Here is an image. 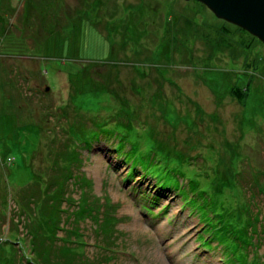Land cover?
I'll use <instances>...</instances> for the list:
<instances>
[{
    "label": "rangeland",
    "instance_id": "374dc122",
    "mask_svg": "<svg viewBox=\"0 0 264 264\" xmlns=\"http://www.w3.org/2000/svg\"><path fill=\"white\" fill-rule=\"evenodd\" d=\"M175 169L247 205L263 254L262 40L199 0H0V264H226ZM63 182L56 249L35 262L21 210Z\"/></svg>",
    "mask_w": 264,
    "mask_h": 264
},
{
    "label": "trees",
    "instance_id": "16d2710c",
    "mask_svg": "<svg viewBox=\"0 0 264 264\" xmlns=\"http://www.w3.org/2000/svg\"><path fill=\"white\" fill-rule=\"evenodd\" d=\"M230 91L238 97H240V95L244 93L243 88L239 87V85H232ZM99 127L101 128L95 131V134L93 135L94 138L99 137L100 133L102 132L108 133V130H106L107 126L105 122L100 124ZM92 145L93 144L91 143V141H87L85 148H91ZM132 150L135 153L137 151V148L132 146ZM160 162H157V169L161 170L162 172L163 169L166 170L160 177H157L155 175L153 176L156 177L157 183H160L163 189H171V187H173L179 190V185L177 182L176 186H169L166 184V180L162 181L165 175H169L168 171H170L171 168L174 169V167L171 166L172 164L167 163V168H165L163 167V165L159 164ZM173 171H176L177 176H183L186 181L188 180L186 183L188 184V191H185L183 188L182 190H180V193L184 195V202H186L185 198L190 195L189 200H186L189 201L193 209H198L199 216L204 222L205 228L204 231H202L203 234H199L201 243L205 245V247L209 250L216 248V246L220 247V249H222L223 251V260L226 264L264 263V252L262 255H257V249H260V244L262 243L260 241V237L258 236L259 226L261 225L258 223L259 218L255 216L254 212L251 211V209L247 205L244 206L243 209V206H240L238 208V206L225 203L223 199L219 200L220 198L214 196V194L210 192L209 188L200 186L201 180H197L194 176H189L185 170L180 169L177 171L175 169ZM230 183H232L231 179ZM65 184L66 182L54 190H51L50 187L46 189L47 197L45 196V199H43L44 201L41 202V205L35 203L33 201L34 197H32L33 200L31 202H34L33 206H31V203L28 200L26 201V206L24 207V209L21 210L23 214L24 212H33V214H28L29 220L26 225L27 230L31 232V237L29 238L31 241L30 245L27 242L24 248L26 247L25 249L28 250L29 247V253L33 252V255L37 256L36 260H34L35 262H37L38 260L42 261L49 249L53 251L56 249L54 243L48 241L47 239L52 238V236H55V238L57 239V233L62 229L61 222L63 214L61 212H63L65 209H62L60 206H62L64 198H68V196L65 195V192H63ZM142 206L149 211L151 210V206L149 204L143 203ZM78 209L82 214L88 208L87 206L83 205ZM5 215L7 214H5L4 211H0V216ZM15 224L16 228H14L12 232L16 231L17 233H20L21 231L19 230L18 223L16 222ZM208 235H210V237H208ZM16 236V239L8 236L6 240L8 243H10L9 249L11 253H5V257H3L5 262L15 261L14 256H11V254H13V249H18L19 251H21L22 249L21 247H19L20 245H18L17 247L15 246V244L19 242V239H21L22 236H20V234ZM0 241V243H3L2 240ZM215 241L216 244L214 243ZM63 250L68 252V250H70V247L66 246ZM60 255L62 254L60 253L59 256ZM22 257H24L23 251L20 252V259ZM28 257H30L29 254ZM27 259L29 262L30 258ZM14 263L16 264V262Z\"/></svg>",
    "mask_w": 264,
    "mask_h": 264
},
{
    "label": "water",
    "instance_id": "95a60500",
    "mask_svg": "<svg viewBox=\"0 0 264 264\" xmlns=\"http://www.w3.org/2000/svg\"><path fill=\"white\" fill-rule=\"evenodd\" d=\"M218 17L232 22L264 42V0H199Z\"/></svg>",
    "mask_w": 264,
    "mask_h": 264
}]
</instances>
